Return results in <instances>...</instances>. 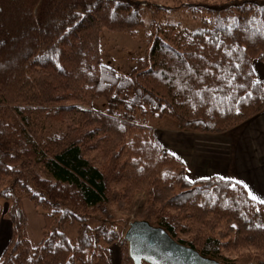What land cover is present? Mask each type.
<instances>
[{
	"label": "trees",
	"instance_id": "16d2710c",
	"mask_svg": "<svg viewBox=\"0 0 264 264\" xmlns=\"http://www.w3.org/2000/svg\"><path fill=\"white\" fill-rule=\"evenodd\" d=\"M198 2L186 4L194 27L151 19L161 30L122 74L103 63L99 33H133L144 24L141 0H0V200L11 225L0 264H112L108 247L121 233L109 206L139 191L142 219L203 256L237 264L223 251L264 253V205L219 176L189 182L185 164L135 118L221 132L264 109L262 83L252 86V61L264 62V0ZM98 98L105 111L85 108ZM49 121L64 130L46 134ZM33 163L47 177L28 176ZM23 197L44 217L35 246ZM120 264H133L124 237Z\"/></svg>",
	"mask_w": 264,
	"mask_h": 264
},
{
	"label": "rangeland",
	"instance_id": "374dc122",
	"mask_svg": "<svg viewBox=\"0 0 264 264\" xmlns=\"http://www.w3.org/2000/svg\"><path fill=\"white\" fill-rule=\"evenodd\" d=\"M203 1L201 0V3ZM191 3L195 4L199 2L198 0H141V13L144 24L139 26L133 33L110 31L107 29H102L100 31L99 43L101 47L103 63L115 68L118 73L127 74L133 67L135 59L141 57L144 54L146 48L150 43L152 35L156 33V31L159 32V30H161H157L155 26H151V19L154 18L159 22L164 23H179L182 27H194L196 22L191 17V15L188 14V11H186V4ZM106 107V100L104 98H98L85 108H91L103 112L105 111ZM135 118L137 121L150 126L157 140L158 138L155 134L156 126L173 128L170 123H167L149 114L142 115L137 112L135 114ZM61 129L64 130V127L59 121H49L47 123L46 134L50 131ZM24 171L28 174V176H31V174L33 175L34 173H38L43 177H47V174L42 166L36 163L27 165L24 168ZM147 203V194L145 193V191H139L131 197L124 208L117 209L115 204L109 206L111 212L113 213V217H115L117 229L120 230L121 233L120 237L114 242L113 246V249L119 251V256L120 242L122 237H124V233L128 228L129 222L133 220H143L141 214L142 211H144ZM8 206V203L0 200V254L7 244L11 234L10 221L6 216ZM21 208L25 216L24 229L26 232V236L31 245L35 246L42 238V230L44 224L43 214L39 212V209L27 197H23L21 199ZM153 224H156L155 220L153 221ZM75 230V227H71L69 229V233L71 235H74ZM223 254L229 260H231L232 262H236L237 264H241L243 262H246L247 260L255 261L257 259H264V253L258 251L253 247L239 248L237 250H224Z\"/></svg>",
	"mask_w": 264,
	"mask_h": 264
},
{
	"label": "crops",
	"instance_id": "0c3cea01",
	"mask_svg": "<svg viewBox=\"0 0 264 264\" xmlns=\"http://www.w3.org/2000/svg\"><path fill=\"white\" fill-rule=\"evenodd\" d=\"M252 67L264 88V62L254 59ZM155 134L164 149L183 161L190 181L212 176L234 178L264 198V109L221 132L156 126ZM113 246L108 247L109 259L120 264L119 251Z\"/></svg>",
	"mask_w": 264,
	"mask_h": 264
},
{
	"label": "water",
	"instance_id": "95a60500",
	"mask_svg": "<svg viewBox=\"0 0 264 264\" xmlns=\"http://www.w3.org/2000/svg\"><path fill=\"white\" fill-rule=\"evenodd\" d=\"M124 239L133 264H223L174 240L163 227L146 220L129 222Z\"/></svg>",
	"mask_w": 264,
	"mask_h": 264
},
{
	"label": "snow or ice",
	"instance_id": "6c2138e0",
	"mask_svg": "<svg viewBox=\"0 0 264 264\" xmlns=\"http://www.w3.org/2000/svg\"><path fill=\"white\" fill-rule=\"evenodd\" d=\"M261 11L264 12V9H262ZM254 22H255V18H253L252 21H248V23H250V24H251V23H254ZM228 30L231 31V26H229V29H228ZM226 55H230V53H226ZM239 67H240L239 64H237V65H236V68L239 69ZM252 74H254V73H249V75H252ZM235 81H236V77H235V75H233V76L231 77V81H230L229 83H233V82H235ZM261 83H262V81L259 80V79H257V80H254V81L252 82V86H253V87H256V86L260 85ZM239 86H240V87H243V85H239ZM252 98H253V94H252V92H248L247 95H246L245 97L242 98V101H243V100H249V99H252ZM226 99H228L229 102H233V99H234V98H233L231 95H229V96L226 97ZM242 101H241V102H242ZM238 112H239V109L237 108V113H238ZM172 155L175 156L176 154L173 152ZM185 179H187V178H185ZM204 179H210V178L205 177ZM219 179H220L221 181H223V182H226V183L230 184V186H231L233 189H235L237 185L242 186L243 189L247 192V196L249 197L250 201L253 202V204H256V205H264V198H261V197L257 196L256 194H254V192H253L252 190H250V189L248 188V185L245 184L243 181L236 180V179H234V178L224 177V176L219 177ZM189 182H191V181H189ZM256 211L259 212V211H260V208L257 207V208H256ZM233 227H235V225H233ZM257 227H261V225H257ZM149 259H150V257H149Z\"/></svg>",
	"mask_w": 264,
	"mask_h": 264
}]
</instances>
